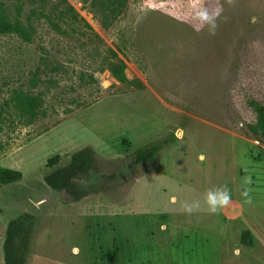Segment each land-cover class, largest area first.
I'll return each mask as SVG.
<instances>
[{
	"label": "rangeland",
	"instance_id": "374dc122",
	"mask_svg": "<svg viewBox=\"0 0 264 264\" xmlns=\"http://www.w3.org/2000/svg\"><path fill=\"white\" fill-rule=\"evenodd\" d=\"M3 1L34 34H0V164L22 173L0 184V264L7 224L27 215L25 264H264V143L243 133L250 101L264 104V0H202L223 8L214 36L192 0H127L117 15L106 0ZM15 89L42 99L32 122ZM152 142L157 156L133 164ZM87 146L98 166L75 201L47 185V163ZM220 187L230 201L213 214L205 194Z\"/></svg>",
	"mask_w": 264,
	"mask_h": 264
},
{
	"label": "trees",
	"instance_id": "16d2710c",
	"mask_svg": "<svg viewBox=\"0 0 264 264\" xmlns=\"http://www.w3.org/2000/svg\"><path fill=\"white\" fill-rule=\"evenodd\" d=\"M126 2L127 0H106L108 8L114 15L123 11ZM65 11L66 15L76 17L72 6H68ZM22 15V3L15 5V12L12 14L6 8L5 2L0 0V34H15L23 41L31 42L34 27L29 18L27 22L23 21ZM111 53L113 57H117L114 51H111ZM108 69L119 81H131L126 70V64L122 60H111ZM10 100L16 112L28 122H32L36 118L42 105V99L39 96L27 93L22 89H15ZM250 105L256 113V121L254 123H247L243 133L249 138L264 143V104L250 101ZM160 145V143L152 142L136 150L132 157L133 164L152 161L157 156ZM3 148V144L0 143V152ZM97 166L96 153L93 148L87 146L74 152L65 165H60L59 155L51 157L47 163L49 170L44 180L52 189L58 192H65L73 200L78 201L86 192L81 181L84 178L90 177L92 172L97 170ZM21 178V171L0 164V184H11L21 180ZM28 218H30V215L16 217L7 224L3 242L4 264H25L30 242V230L26 223V219ZM250 237V231H244L242 243L252 245Z\"/></svg>",
	"mask_w": 264,
	"mask_h": 264
},
{
	"label": "clouds",
	"instance_id": "9594fccd",
	"mask_svg": "<svg viewBox=\"0 0 264 264\" xmlns=\"http://www.w3.org/2000/svg\"><path fill=\"white\" fill-rule=\"evenodd\" d=\"M190 7L191 19L201 27L207 26L208 34L210 36H214L218 27L217 20L220 18L223 11L222 6L209 8L202 2V0H192ZM241 196L245 198V203L251 202L247 189L241 193ZM229 201L230 193L226 187L216 188L214 190L207 191L205 194V202L208 205V210L213 214L228 205ZM196 206H198V202H194L191 206L186 205L189 210H191V207Z\"/></svg>",
	"mask_w": 264,
	"mask_h": 264
}]
</instances>
